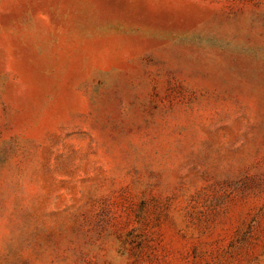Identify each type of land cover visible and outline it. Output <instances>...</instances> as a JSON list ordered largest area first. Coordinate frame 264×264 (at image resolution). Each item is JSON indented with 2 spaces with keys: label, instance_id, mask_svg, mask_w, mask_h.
Returning <instances> with one entry per match:
<instances>
[{
  "label": "rangeland",
  "instance_id": "1",
  "mask_svg": "<svg viewBox=\"0 0 264 264\" xmlns=\"http://www.w3.org/2000/svg\"><path fill=\"white\" fill-rule=\"evenodd\" d=\"M0 264H264V0H0Z\"/></svg>",
  "mask_w": 264,
  "mask_h": 264
}]
</instances>
